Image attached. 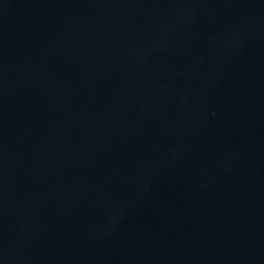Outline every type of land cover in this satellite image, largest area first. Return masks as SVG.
Wrapping results in <instances>:
<instances>
[{"label":"water","instance_id":"95a60500","mask_svg":"<svg viewBox=\"0 0 264 264\" xmlns=\"http://www.w3.org/2000/svg\"><path fill=\"white\" fill-rule=\"evenodd\" d=\"M0 135L125 264H264V0H0Z\"/></svg>","mask_w":264,"mask_h":264}]
</instances>
